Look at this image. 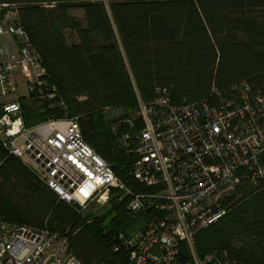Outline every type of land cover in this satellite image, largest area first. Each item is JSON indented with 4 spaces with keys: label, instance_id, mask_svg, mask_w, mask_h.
I'll return each mask as SVG.
<instances>
[{
    "label": "trees",
    "instance_id": "16d2710c",
    "mask_svg": "<svg viewBox=\"0 0 264 264\" xmlns=\"http://www.w3.org/2000/svg\"><path fill=\"white\" fill-rule=\"evenodd\" d=\"M0 2L16 5L45 69L42 85L18 98L25 125L78 117L85 141L136 192L144 188L132 177L135 157L121 142L128 127L113 125L135 113L137 94L150 103L167 90L175 105L242 83L264 94V0ZM241 188L234 210L196 234L198 256L227 251L241 264H264V181ZM128 202L115 189L101 214L85 213L0 144L1 217L67 237L81 264H129L128 252L115 250L117 235L148 214ZM182 253L191 258L185 243Z\"/></svg>",
    "mask_w": 264,
    "mask_h": 264
},
{
    "label": "built area",
    "instance_id": "2783aa9c",
    "mask_svg": "<svg viewBox=\"0 0 264 264\" xmlns=\"http://www.w3.org/2000/svg\"><path fill=\"white\" fill-rule=\"evenodd\" d=\"M6 36L12 39L3 42ZM20 74L28 90L42 85L41 57L21 24L16 5L0 2V94H15ZM53 90L49 97H55ZM228 94V95H227ZM114 111V109H112ZM128 130L121 142L135 157L136 192L84 139L78 117L49 118L27 127L19 101L3 104L0 144L42 178L60 199L86 209L106 204L113 190L128 209L148 214L142 227L119 232L115 250L129 264H241L227 251L196 254V234L231 213L241 186L264 181V94L246 83L228 92L175 105L164 90L113 125ZM151 189V190H148ZM182 243L191 258L183 259ZM0 264H81L67 237L45 228L13 224L0 215Z\"/></svg>",
    "mask_w": 264,
    "mask_h": 264
},
{
    "label": "rangeland",
    "instance_id": "374dc122",
    "mask_svg": "<svg viewBox=\"0 0 264 264\" xmlns=\"http://www.w3.org/2000/svg\"><path fill=\"white\" fill-rule=\"evenodd\" d=\"M74 14H76L77 16L81 17L82 16V12L79 11V10H75L74 11ZM1 40L3 42H11L12 39L6 37V36H3L1 38ZM19 89H18V92L15 93V94H10L8 96H3L0 94V100L1 101H8V100H13V99H16L22 95H26L29 93V90H28V85L26 84V82L24 83V79H20L19 81ZM135 82V81H134ZM136 85V84H135ZM137 97H138V100H139V97H140V94H137ZM141 98V97H140ZM65 105L66 107L67 106V103L65 102ZM62 118H67V119H75L76 117H62ZM121 192V191H119ZM123 194V192H121ZM112 194V193H111ZM111 197V195H110ZM109 203V202H108ZM108 203L106 204H102L101 202H98V201H94L92 202L86 209H84L85 213H92L94 215H98V214H101V212L105 209L106 205H108ZM192 259V258H191Z\"/></svg>",
    "mask_w": 264,
    "mask_h": 264
},
{
    "label": "crops",
    "instance_id": "0c3cea01",
    "mask_svg": "<svg viewBox=\"0 0 264 264\" xmlns=\"http://www.w3.org/2000/svg\"><path fill=\"white\" fill-rule=\"evenodd\" d=\"M10 44H11V47L14 49V44L12 43V41L10 42ZM17 78H18V81H20V79H22L23 77L20 75V74H18V76H17ZM24 79V78H23ZM26 81L24 80V83H25ZM20 83V82H19ZM10 95V94H9ZM26 95H28V94H26ZM26 95H22V96H26ZM8 96V95H7ZM21 97V96H20ZM19 98V97H18ZM18 98H16V99H13V100H8V101H1L0 100V102H2V104H5V103H8V102H11V101H18Z\"/></svg>",
    "mask_w": 264,
    "mask_h": 264
}]
</instances>
